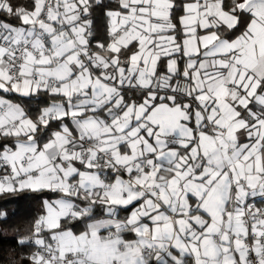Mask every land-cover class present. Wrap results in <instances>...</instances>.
Listing matches in <instances>:
<instances>
[{"label": "snow or ice", "instance_id": "snow-or-ice-1", "mask_svg": "<svg viewBox=\"0 0 264 264\" xmlns=\"http://www.w3.org/2000/svg\"><path fill=\"white\" fill-rule=\"evenodd\" d=\"M22 193L0 264H264V0H0Z\"/></svg>", "mask_w": 264, "mask_h": 264}, {"label": "trees", "instance_id": "trees-1", "mask_svg": "<svg viewBox=\"0 0 264 264\" xmlns=\"http://www.w3.org/2000/svg\"><path fill=\"white\" fill-rule=\"evenodd\" d=\"M103 20L99 21V26L103 28ZM34 194L22 193L20 197H0V211H7L9 214L15 213V219L19 220L25 216L39 212L40 201L33 199ZM0 246L5 248L10 246V241H0Z\"/></svg>", "mask_w": 264, "mask_h": 264}]
</instances>
